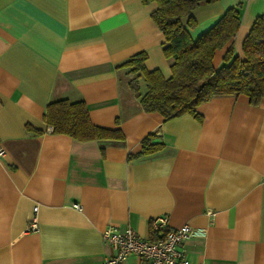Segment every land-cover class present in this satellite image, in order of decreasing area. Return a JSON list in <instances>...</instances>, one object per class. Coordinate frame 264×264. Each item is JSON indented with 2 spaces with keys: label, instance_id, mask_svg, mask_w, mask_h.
Returning <instances> with one entry per match:
<instances>
[{
  "label": "crops",
  "instance_id": "crops-1",
  "mask_svg": "<svg viewBox=\"0 0 264 264\" xmlns=\"http://www.w3.org/2000/svg\"><path fill=\"white\" fill-rule=\"evenodd\" d=\"M156 8L0 0V264H100L111 254L104 229L129 226L148 240L159 216L200 232L184 242L191 264H264V99L213 97L197 107L201 121L142 111L122 65L143 52L146 70L170 77ZM229 8L239 11L232 42L241 56L264 0H219L191 12L194 27L181 22L195 40ZM62 99L83 101L93 125L119 128L124 140L52 134L45 108ZM151 133L162 150L134 157ZM34 207L37 228L26 231Z\"/></svg>",
  "mask_w": 264,
  "mask_h": 264
},
{
  "label": "trees",
  "instance_id": "trees-1",
  "mask_svg": "<svg viewBox=\"0 0 264 264\" xmlns=\"http://www.w3.org/2000/svg\"><path fill=\"white\" fill-rule=\"evenodd\" d=\"M217 1L141 0L142 4L155 2L157 5L150 17L164 38L162 51L171 73L169 78H164L158 70H146L143 52L133 55L122 65L129 69V73L143 79L144 92H140L134 82H129V89L145 113L158 114L163 121L184 114L201 121L196 109L213 97L244 96L252 105L264 99V13L255 18L244 37L241 56L234 54L232 42L240 26L238 9H227L195 40L182 25L181 19L186 17L187 27H194L191 12L198 6ZM224 48L223 64L216 67L213 64L215 54ZM43 118L52 134L67 135L80 142L124 140L119 128L93 125L83 101H52L47 104ZM26 130L32 129L27 126ZM154 138L152 133L145 136L141 140L140 152L134 157L161 151L163 144L155 142Z\"/></svg>",
  "mask_w": 264,
  "mask_h": 264
},
{
  "label": "built area",
  "instance_id": "built-area-1",
  "mask_svg": "<svg viewBox=\"0 0 264 264\" xmlns=\"http://www.w3.org/2000/svg\"><path fill=\"white\" fill-rule=\"evenodd\" d=\"M5 152L0 147V158ZM79 208L78 205H75ZM26 231H34L37 228L35 213ZM151 239L141 238L133 228L127 226L122 229L108 227L101 233L102 240L106 243L111 254L100 264H121L129 257H136L143 264H191L184 242L191 237L200 234L198 230L189 224H183L178 228L169 226L166 216H159L150 222Z\"/></svg>",
  "mask_w": 264,
  "mask_h": 264
},
{
  "label": "rangeland",
  "instance_id": "rangeland-1",
  "mask_svg": "<svg viewBox=\"0 0 264 264\" xmlns=\"http://www.w3.org/2000/svg\"><path fill=\"white\" fill-rule=\"evenodd\" d=\"M125 81V80H124ZM129 82H134L137 84L139 91L140 92H144V82L142 77H137L135 74H132L130 78H128L126 84L124 85V87H128L129 88ZM131 91V90H130ZM132 92V91H131Z\"/></svg>",
  "mask_w": 264,
  "mask_h": 264
}]
</instances>
